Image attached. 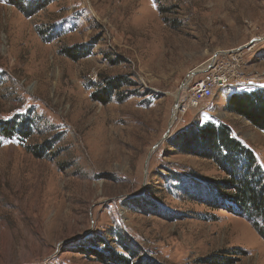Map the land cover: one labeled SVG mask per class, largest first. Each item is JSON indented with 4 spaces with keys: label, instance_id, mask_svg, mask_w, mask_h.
<instances>
[{
    "label": "rangeland",
    "instance_id": "obj_1",
    "mask_svg": "<svg viewBox=\"0 0 264 264\" xmlns=\"http://www.w3.org/2000/svg\"><path fill=\"white\" fill-rule=\"evenodd\" d=\"M237 49L238 83L173 123L192 73ZM256 90L264 0H0V124L31 131L0 133V264H264L252 223L213 205L226 173L172 146L225 125L264 172V131L224 107Z\"/></svg>",
    "mask_w": 264,
    "mask_h": 264
},
{
    "label": "trees",
    "instance_id": "obj_2",
    "mask_svg": "<svg viewBox=\"0 0 264 264\" xmlns=\"http://www.w3.org/2000/svg\"><path fill=\"white\" fill-rule=\"evenodd\" d=\"M89 53L85 48L68 52L75 60L82 59ZM121 85L123 83L119 85L116 80L105 82L103 96L111 98ZM99 100L104 103L109 101ZM224 107L227 112L245 118L254 127L264 131V90L233 93L228 96ZM0 130L1 136L6 139H11L22 131L23 135L31 134L27 126L16 121L0 124ZM172 146L185 154L212 160L226 173L228 178L222 184L225 196L222 200L219 198L218 203L214 202V207L221 206L245 217L264 240V172L254 153L233 137L231 129L225 125L208 123L176 135ZM123 262L127 263L126 260Z\"/></svg>",
    "mask_w": 264,
    "mask_h": 264
},
{
    "label": "built area",
    "instance_id": "obj_3",
    "mask_svg": "<svg viewBox=\"0 0 264 264\" xmlns=\"http://www.w3.org/2000/svg\"><path fill=\"white\" fill-rule=\"evenodd\" d=\"M240 51L242 49L217 53L216 58L213 57L209 64L201 66L192 73L180 88L179 93H182V96L178 98L180 107L175 113L176 120L183 118L191 109H199L203 101L214 98L217 92L238 83L242 75V57L235 53ZM217 55L220 59H217Z\"/></svg>",
    "mask_w": 264,
    "mask_h": 264
},
{
    "label": "bare ground",
    "instance_id": "obj_4",
    "mask_svg": "<svg viewBox=\"0 0 264 264\" xmlns=\"http://www.w3.org/2000/svg\"><path fill=\"white\" fill-rule=\"evenodd\" d=\"M217 54V53H216ZM182 96V93H179L178 94V98L179 97H181ZM179 107H180V103H179V105H177V109H179ZM177 112V110L175 111V113ZM174 116H175V114H174ZM174 118V117H173ZM175 120H176V118H175ZM175 120L173 121V122H175Z\"/></svg>",
    "mask_w": 264,
    "mask_h": 264
},
{
    "label": "water",
    "instance_id": "obj_5",
    "mask_svg": "<svg viewBox=\"0 0 264 264\" xmlns=\"http://www.w3.org/2000/svg\"><path fill=\"white\" fill-rule=\"evenodd\" d=\"M254 42H256V40H252V41H251V43H254ZM173 123H174V122H173ZM173 123H172V124H173ZM169 133H170V131L167 132L165 138H167V137L169 136ZM159 144H160V143H159ZM159 144H157V146H158Z\"/></svg>",
    "mask_w": 264,
    "mask_h": 264
}]
</instances>
